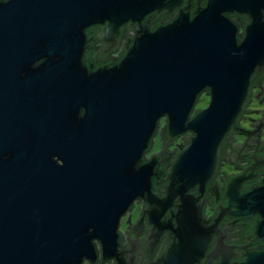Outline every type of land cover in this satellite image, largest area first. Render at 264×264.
Instances as JSON below:
<instances>
[{"label": "water", "instance_id": "water-1", "mask_svg": "<svg viewBox=\"0 0 264 264\" xmlns=\"http://www.w3.org/2000/svg\"><path fill=\"white\" fill-rule=\"evenodd\" d=\"M181 5L0 0V264L93 263V240L110 256L133 200L150 207L158 197L157 161L143 155L164 117L168 142L193 135L172 162L162 202L194 187L202 193L214 176L264 69V0H197L192 13ZM174 9L176 19L152 30L153 12ZM227 15L246 18L241 40ZM123 24L133 30L123 57L93 70L84 62L94 41L86 29L99 26L98 45L116 47ZM204 91L208 107L190 118ZM260 165L247 170L264 174ZM244 174L228 181L224 196L235 216H256L253 235L264 243V178L242 194ZM185 199L176 219L183 240L167 264L204 245L199 219L183 217ZM241 264H264V245Z\"/></svg>", "mask_w": 264, "mask_h": 264}, {"label": "flooded vegetation", "instance_id": "flooded-vegetation-1", "mask_svg": "<svg viewBox=\"0 0 264 264\" xmlns=\"http://www.w3.org/2000/svg\"><path fill=\"white\" fill-rule=\"evenodd\" d=\"M8 1V0H4ZM201 1V0H200ZM197 0H182L181 7H189L192 13ZM204 6L205 2H201ZM177 9L167 13L164 10L153 12L152 30L160 25H166L177 18ZM237 26L239 39L243 36V26L247 23L244 16L227 15ZM102 30L99 26H91L86 29L87 35L94 39L90 50L86 52L84 62L93 70L98 67L116 64L124 55L125 48L132 38L133 30L128 24L120 27V36L115 45L109 47L98 45V36ZM110 41V40H108ZM111 42V41H110ZM113 42V41H112ZM113 48V50H111ZM262 94H258L260 92ZM248 103L244 104L242 114L238 118L237 125L226 136L221 147L219 164L214 176L206 183L202 193L197 187L190 189L185 197H175L166 204L161 198L165 195L164 180L171 169L173 160L188 147L185 137L192 136L191 132L179 135L168 142L165 134V117L161 119V127L156 135L161 138V145L154 150L148 148L143 155L144 161L156 159L154 174L151 176L152 206H148L146 199L135 198L128 209L120 216L116 227L115 247L110 256L103 255L102 244L93 240L96 257L93 263L84 259L82 264H167L168 253L175 245H181L182 231L178 229L176 219L180 217L183 202L190 210L187 218H198L200 224V242L204 245L195 248L194 252L185 250L183 257L179 258V264H241L246 255L261 248L263 242L254 236V224L256 216L242 218L235 216V208H230L229 199L224 196L228 181L235 176L243 175L247 181L241 185L240 193L249 191V187L258 183L264 174L260 170L250 171L247 168L254 162L261 164L259 169H264V114L257 119L255 124L246 127V122L251 119L250 109L255 99L264 107V69L261 74L254 76L250 87ZM201 101L206 103L199 106ZM210 96L207 91L200 94L199 101L195 104L190 118L197 112L208 107ZM257 110V109H255ZM263 110V108H262ZM241 138L239 141H237ZM230 167V169H225ZM233 170V171H232ZM232 171V172H231ZM184 200V199H182ZM232 209V210H231Z\"/></svg>", "mask_w": 264, "mask_h": 264}, {"label": "rangeland", "instance_id": "rangeland-1", "mask_svg": "<svg viewBox=\"0 0 264 264\" xmlns=\"http://www.w3.org/2000/svg\"><path fill=\"white\" fill-rule=\"evenodd\" d=\"M263 92H261V94H262ZM206 102L205 101H201L200 103H199V106L201 107V106H203L204 104H205ZM198 104V103H197ZM196 104V105H197ZM252 108V110H255V109H257V110H259V111H251V113L249 114V117L251 118V119H249V121H247L246 122V127L247 126H250V124H254V123H256L257 122V119L259 118V117H261V114H263L264 113V107L262 106V104H260L259 103V99H255L254 101H253V105H251V107H250V109ZM262 108H263V110H262ZM161 123H162V121L160 120V127H161ZM160 129V128H159ZM157 135V134H156ZM241 138H239L237 141H239ZM160 145H161V138H160V136H155V139H154V142H153V147H154V150L155 149H157L158 147H160ZM225 169H230L231 170V168L229 167H225ZM233 171V170H232ZM231 171V172H232Z\"/></svg>", "mask_w": 264, "mask_h": 264}, {"label": "trees", "instance_id": "trees-1", "mask_svg": "<svg viewBox=\"0 0 264 264\" xmlns=\"http://www.w3.org/2000/svg\"><path fill=\"white\" fill-rule=\"evenodd\" d=\"M88 38H90V35H88Z\"/></svg>", "mask_w": 264, "mask_h": 264}]
</instances>
